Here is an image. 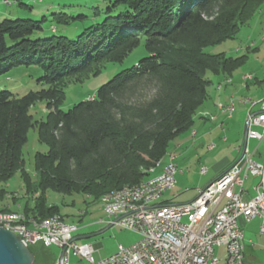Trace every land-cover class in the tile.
I'll use <instances>...</instances> for the list:
<instances>
[{
	"label": "trees",
	"instance_id": "trees-1",
	"mask_svg": "<svg viewBox=\"0 0 264 264\" xmlns=\"http://www.w3.org/2000/svg\"><path fill=\"white\" fill-rule=\"evenodd\" d=\"M102 2L105 16L73 36L65 29L40 35L44 16L0 21V76L11 70L27 72L28 77L35 74L25 92L0 88V211H12L3 204L7 191L1 184L16 172L26 194L34 198L33 204L25 202L23 213L39 218H62L60 207L48 203V190L82 194L96 202L111 190L142 182L148 168L162 163L170 142L192 129L196 112L208 97L207 73L230 76L246 61V55L209 53L206 47L234 38L240 25L264 4V0ZM99 14L97 10L94 16ZM72 18L62 12L54 21L65 28ZM140 41L147 54L135 65L111 76L92 98L65 111L59 107L70 81L97 74L106 62L122 61ZM38 101L49 112L34 120L30 108ZM30 128H37L38 141L48 147L45 153H35V181L22 158Z\"/></svg>",
	"mask_w": 264,
	"mask_h": 264
},
{
	"label": "rangeland",
	"instance_id": "rangeland-1",
	"mask_svg": "<svg viewBox=\"0 0 264 264\" xmlns=\"http://www.w3.org/2000/svg\"><path fill=\"white\" fill-rule=\"evenodd\" d=\"M102 1L108 0H0V21L4 18L40 20L44 16L45 20L41 22L42 31H40V35L60 33L65 29V31H70L71 36H73L79 33L87 24L94 22L96 19L100 21L105 16V13L102 12L104 6ZM97 10H99L100 14L94 16ZM62 12L73 17L71 24L65 26V28H62L61 25H58L54 21L57 13ZM81 15H85L86 17L81 18ZM52 27L55 28V31L51 30ZM205 50L209 53L224 52L226 55L232 57L246 55L245 63L234 72L233 77H236L241 72H246L252 76L256 74L255 76L259 79L264 78V4L252 19L240 25L234 38L220 44L208 46ZM146 54L144 42L140 41L138 47L132 50L122 61L106 62L97 74L89 75L83 80L70 81L65 87V97L59 107L65 111L71 108L73 104L92 98L97 88L107 82L111 76L122 69L135 65ZM26 75L27 72L20 74L16 70H11L0 76V88L17 89L19 93L25 92V90L33 85V81L35 80V74L31 77ZM206 76L208 78L225 76L223 79L224 83H228L227 80L230 79V76L226 75H211L207 73ZM11 80L17 84V87H14L15 85L12 84ZM48 112L49 110L42 101L34 103L30 108V114L34 120L44 119ZM238 128L239 132H241L243 124L238 125ZM226 135L228 136V140L221 146V154L224 151L234 150L239 143V135L237 139L230 137L227 131ZM222 136L223 134H221L220 138ZM197 140L198 138H195L191 134V131H187L177 136L169 144L168 150L175 153V162L178 165L179 171L181 170L176 175V180L178 181L176 187L163 195V198L170 199L171 203H176L182 199L187 201L193 199L197 194V189L208 183L215 173L216 169L214 165L218 157L215 154L216 150L207 149V141L198 142ZM47 150V145L38 141L37 128H30L27 133V140L22 148V158L24 169L31 181L36 180L35 153H45ZM166 161L167 157L165 156L161 166ZM203 167L207 169V174H201L200 170ZM251 185V179L247 178L244 180L243 187L249 188ZM1 186L7 191L3 204H6L10 210L23 212L22 208L19 209L15 205L20 203L23 207L27 201L33 204L34 198L32 195L26 194L19 172H16L9 180L2 183ZM11 196H14L15 200ZM46 197L48 203L56 204L60 207V215H62V221L65 224L79 225L81 228H89V231H93V234L89 238L84 239V242L92 246L99 244V247L93 252L95 260L113 254L117 250L118 245H128L139 238L135 232L116 225L105 229L107 224L99 221L102 218H106L99 200L94 202L91 198H86L82 194L65 195L50 190L46 192ZM82 212L85 213L81 218L79 215ZM77 242L78 244H83L81 243L83 241ZM34 245H30V248L36 255L43 256L44 264H53V261L60 253V248L56 245L44 246L41 242ZM226 250V246L214 247V254L219 259L218 264H224ZM69 264H90V262L82 256L72 253L69 257Z\"/></svg>",
	"mask_w": 264,
	"mask_h": 264
},
{
	"label": "built area",
	"instance_id": "built-area-1",
	"mask_svg": "<svg viewBox=\"0 0 264 264\" xmlns=\"http://www.w3.org/2000/svg\"><path fill=\"white\" fill-rule=\"evenodd\" d=\"M238 102L248 103L239 99ZM248 104L250 113L246 115L244 132L234 148V161L199 187L193 199L182 204H157L155 208L145 206L140 213L108 216L112 225L139 236L131 244L118 245L113 254L95 260L93 246L78 244L71 226L56 224L31 234H22V226L6 227H10L28 247L39 242L59 247L60 253L54 264H69L72 253L82 256L90 264H215L218 258L214 247L222 243H230V258L226 264H243V252H236V241H243L238 220L242 218L249 222L258 218L259 233L264 236V163L253 158L254 151L247 145L249 139L260 142L264 137V94L258 102ZM234 110L235 102L231 100L229 118ZM204 117L215 119V116ZM166 157L167 161L159 169H151L149 184H155V192L130 193L128 190L120 194V198L148 194V199H153V196L163 195L164 187L175 184L174 174L178 170L175 153L170 152ZM205 171V167L200 170L201 173ZM249 176L259 177V182L253 186L254 195L246 197L243 184ZM133 184L136 183L130 185Z\"/></svg>",
	"mask_w": 264,
	"mask_h": 264
},
{
	"label": "crops",
	"instance_id": "crops-1",
	"mask_svg": "<svg viewBox=\"0 0 264 264\" xmlns=\"http://www.w3.org/2000/svg\"><path fill=\"white\" fill-rule=\"evenodd\" d=\"M234 72L230 75V79L227 80L228 83L223 82L225 76H213L212 78H210L211 83L209 85V88L207 89L208 97L196 112V115L194 117V124L192 126V129L190 130L191 134L195 138H198V142L207 141V149L216 150L215 154L216 156H218L217 161L214 165L216 170L210 180L213 179L226 167H228L234 161L236 156L235 149L227 152L224 151V153L221 154V146L228 140L226 131L228 135H230V137H233L234 139H237V136L239 135L238 139L240 140L244 132L246 115L248 114V112H250V104L248 103L257 101L259 97L264 94V78L259 79L255 76L256 74L252 76L251 74L246 72H241L236 77H233ZM249 75H251V78H248ZM238 99L240 100V102L248 103H239ZM231 100L235 102V110L229 118L227 113L224 111V107L229 104ZM253 109H256V107H253ZM204 116H215V119L205 118ZM242 124L243 130L239 132L238 125ZM256 129L260 130L259 128ZM221 134H223L222 138H220ZM210 145H212L211 148L209 147ZM247 145L251 150L254 151L253 158L257 162L264 163V137L260 142H257L254 139H249ZM178 172H181V170L179 171L178 169L174 174L175 184L173 188L166 192L172 191L178 184V181L176 180V175L178 174ZM205 173H208L207 169ZM248 179L252 180V185L249 188L244 187V190L246 191L245 196L251 197L254 195L253 186L259 182V177L251 176L248 177ZM163 195L160 199V202L162 201L165 203H171V200L163 198ZM86 198L89 197L86 196ZM185 202L188 201L182 199L172 204H182ZM15 206L19 209L23 208L20 203L16 204ZM84 213H80L79 217L82 218L84 216ZM81 218H79V220H81ZM99 221L107 224V227L105 229L112 226V224L110 223V219L107 216L106 218H102ZM238 223L243 230V241L240 242L241 251L243 252V264H264V236L259 233V219L253 218L249 222H245L242 218H240L238 220ZM92 234L93 231H89V228H81V226L77 225V230L74 233V238L76 241H83L81 243H85L84 239L89 238ZM97 247H99V244L93 245L94 250ZM33 255L36 264L45 263L42 255L38 256L34 252ZM54 262L55 260L53 261V264Z\"/></svg>",
	"mask_w": 264,
	"mask_h": 264
},
{
	"label": "bare ground",
	"instance_id": "bare-ground-1",
	"mask_svg": "<svg viewBox=\"0 0 264 264\" xmlns=\"http://www.w3.org/2000/svg\"><path fill=\"white\" fill-rule=\"evenodd\" d=\"M259 100V99H258ZM257 101H253L251 103H256ZM231 108V102L224 107V111L229 116ZM233 113V112H232ZM248 112L247 115H249ZM170 151L166 154L169 156ZM161 167V164L156 167H150L146 170V177L145 179L133 185H124L123 187L115 190H111L105 193L101 198V206L108 217L109 215L116 214V213H140V211L145 208H155L157 204H164L165 202H160L161 196H153V199H148V194H138L137 196H126L125 198L121 199L120 194H123L129 190L130 193H141V192H155V184H149L151 181V169H158ZM174 185H167L164 187V193ZM59 226H71L72 228L77 230V226L65 224L58 215L49 216L46 218H39L33 215H25L23 212L20 211H0V227L11 230L10 227L6 226H22V234H31L32 231H40L43 228H51L54 225ZM22 241L23 239L20 238ZM241 241H236V252H242ZM220 246H226V255L224 259V264L230 258V243H222ZM219 262V259H218ZM216 262L215 264H218Z\"/></svg>",
	"mask_w": 264,
	"mask_h": 264
},
{
	"label": "water",
	"instance_id": "water-1",
	"mask_svg": "<svg viewBox=\"0 0 264 264\" xmlns=\"http://www.w3.org/2000/svg\"><path fill=\"white\" fill-rule=\"evenodd\" d=\"M30 248L11 230L0 227V264H33Z\"/></svg>",
	"mask_w": 264,
	"mask_h": 264
}]
</instances>
